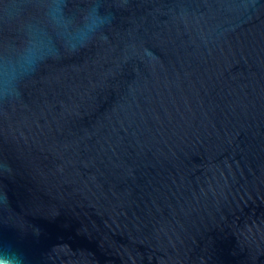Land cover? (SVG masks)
<instances>
[{
    "label": "water",
    "instance_id": "obj_1",
    "mask_svg": "<svg viewBox=\"0 0 264 264\" xmlns=\"http://www.w3.org/2000/svg\"><path fill=\"white\" fill-rule=\"evenodd\" d=\"M47 3L0 0V264H264V0Z\"/></svg>",
    "mask_w": 264,
    "mask_h": 264
},
{
    "label": "clouds",
    "instance_id": "obj_2",
    "mask_svg": "<svg viewBox=\"0 0 264 264\" xmlns=\"http://www.w3.org/2000/svg\"><path fill=\"white\" fill-rule=\"evenodd\" d=\"M56 4H59V7L61 9L60 11V15H65L64 12V4H63V0H48L47 3V10H46V15L51 18V9L53 6H55ZM93 7L98 11L99 9V5H93ZM67 18V17H66Z\"/></svg>",
    "mask_w": 264,
    "mask_h": 264
}]
</instances>
